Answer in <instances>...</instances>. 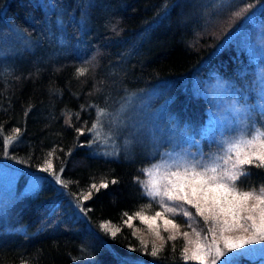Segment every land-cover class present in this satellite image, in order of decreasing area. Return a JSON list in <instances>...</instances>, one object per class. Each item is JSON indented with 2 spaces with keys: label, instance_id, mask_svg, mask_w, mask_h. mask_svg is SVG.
I'll use <instances>...</instances> for the list:
<instances>
[{
  "label": "trees",
  "instance_id": "1",
  "mask_svg": "<svg viewBox=\"0 0 264 264\" xmlns=\"http://www.w3.org/2000/svg\"><path fill=\"white\" fill-rule=\"evenodd\" d=\"M180 1L0 0V167L17 191L36 186L0 216V264H199L184 260L183 236L164 219L149 227L139 218L162 211L145 194L152 158L140 145L117 157L92 152L99 117L128 96L159 85L163 122L199 128L209 105L193 79L236 78L247 57L236 36L264 17V0H242L220 17L241 30L219 49L218 26L204 25L195 6L185 20ZM16 30L27 44H15ZM243 167L240 189L259 191L264 168ZM174 217L183 230L187 219ZM233 264H264V255Z\"/></svg>",
  "mask_w": 264,
  "mask_h": 264
},
{
  "label": "rangeland",
  "instance_id": "2",
  "mask_svg": "<svg viewBox=\"0 0 264 264\" xmlns=\"http://www.w3.org/2000/svg\"><path fill=\"white\" fill-rule=\"evenodd\" d=\"M181 1V12L185 20L191 16L190 11L195 6L197 14L203 16L208 22L204 25L210 28L218 26L216 33V35L219 33V40L216 43L218 49L241 30V25L238 26L237 22L226 26L224 25L226 19L220 17L228 16L233 6L242 0ZM253 17L254 14H250L248 19L251 21ZM202 24L203 22L200 21V25ZM236 38L237 50H244L247 57L238 68L234 80L225 79L214 72H208L205 76L193 79L194 94L204 98L209 105L208 118H205L201 127L183 126L177 129L173 121L163 122L168 113L166 110L168 100L159 97L160 86L158 85L140 94L128 96L111 114L99 117L97 122L99 130L96 131L99 138L98 147H95L92 152L117 157L122 152L130 151L128 149L130 146L140 145V148L152 158L146 169L149 172L144 182L146 192L152 179L150 173L155 171L154 165H159L163 171L176 164L193 160L208 161L210 158L218 160L226 155H232L234 159V153L227 151L229 146L237 140L248 138L247 134L254 129L264 128V17L253 20ZM15 41L18 46L27 44L25 35L19 30L14 31ZM171 114L173 113H169L168 116L171 117ZM205 139L213 140V144L204 142ZM119 144L123 147L121 148ZM230 166L231 162L228 167ZM10 175L9 170L0 167V216L4 215V212L6 213L13 204L26 200L36 191L34 184L27 186L21 192L17 191L15 179H12ZM149 197L156 202L160 200V197ZM168 203L173 204V202ZM182 206L185 209L191 208L186 204ZM191 211L195 213L194 208H191ZM167 215L169 217L164 218L172 220L176 227L172 224L165 225L164 220L163 225L172 234L183 236L184 248L187 249L189 256L195 248V243H189V240H197L194 229L200 232L201 238L208 235V239L202 241L203 243L215 241L216 247L224 253L217 260V264L222 262L233 264L243 257L264 255V239H260L250 230L245 232L242 228L233 226L221 233L220 227L217 226L216 234L212 235L208 232L209 225L205 224L203 217L196 215L189 219L178 209L175 215L187 219L183 223V231L180 225L176 224L175 215L171 213ZM229 223H232L231 220ZM185 232L189 234L188 237L183 235ZM241 237L250 238L253 242L231 249L225 245V239L236 241ZM191 261L199 263L195 260Z\"/></svg>",
  "mask_w": 264,
  "mask_h": 264
},
{
  "label": "snow or ice",
  "instance_id": "3",
  "mask_svg": "<svg viewBox=\"0 0 264 264\" xmlns=\"http://www.w3.org/2000/svg\"><path fill=\"white\" fill-rule=\"evenodd\" d=\"M100 112L103 114V110ZM95 127L96 124H93V128ZM247 136L248 138L237 140L229 146L227 151L234 153V159L232 155H226L218 160L211 158L208 161L193 160L176 164L163 171L159 165H154L155 171L150 173L152 179L145 194L152 198L160 197L157 203L162 211L156 212L152 218L139 216L142 222L151 227L156 218H162L165 225L172 224L176 227L172 220L164 218V214L175 215L179 209L180 213L189 219L196 215L203 217L205 224L209 225L208 232L212 235L216 234L217 226L220 227L221 233L236 226L245 232L250 230L260 239H264V185H261L259 191L255 189L243 191L239 187V181L249 175V170L243 166L264 168V128H256ZM230 162L231 166L228 167ZM48 168H51V164ZM48 168L43 170L48 171ZM145 171L149 174L148 170ZM56 180L57 183H61L59 176ZM100 187L107 185L101 184ZM251 201L255 203H250ZM168 202L173 204L170 205ZM183 204L190 205L195 209V213L191 208H183ZM102 227L107 230V225ZM117 231L119 229L113 231L112 235L115 236ZM193 231L197 240H189V243H195V248L191 256L188 255L187 249L185 250L184 260H195L199 264H217V260L224 253L216 247L215 241L202 242L208 239L207 234L201 238L200 232L195 229ZM183 235L188 237L189 234L185 232ZM252 242L250 238L245 237L236 241L225 239V245L230 249L240 248ZM158 251L154 249L150 254L156 256Z\"/></svg>",
  "mask_w": 264,
  "mask_h": 264
}]
</instances>
